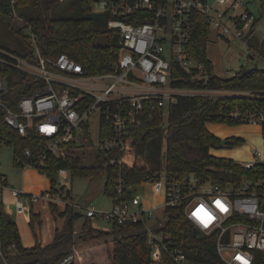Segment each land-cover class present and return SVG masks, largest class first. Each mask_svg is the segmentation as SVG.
<instances>
[{"label": "built area", "instance_id": "1", "mask_svg": "<svg viewBox=\"0 0 264 264\" xmlns=\"http://www.w3.org/2000/svg\"><path fill=\"white\" fill-rule=\"evenodd\" d=\"M9 15L16 20L24 48L8 49L0 46V66L24 73L36 80L31 94L14 100L8 80L0 73V113L6 125L23 138L38 137L34 147H27L20 155L13 154V162L20 168L40 170L47 156L72 160L93 152L106 155V166L134 162L130 129L140 126L144 118L157 113L166 119L169 106L179 95L227 94L245 98L246 103L235 104L225 114L234 123L258 125L262 134V149L253 150L249 162L234 161L235 166H222L215 175L200 178L193 173L178 174L162 167L151 173L149 192L160 196V204L177 207L204 236L212 238L216 256L223 264H264V89H188L174 85L179 77L173 68L186 71L191 80L207 82L204 64L190 53L192 14L206 17L210 30L218 37L245 38L252 29L254 17L248 8L239 14L231 11L245 5L243 0H94L97 12L109 15L107 27L116 31L122 52L112 70L90 74L80 62L66 53L45 56L39 35L29 21L16 9V0H6ZM235 70L231 76L239 74ZM92 102L82 104L83 98ZM153 113V114H152ZM99 115L98 143L91 144L88 128L92 116ZM110 122V135L99 139L101 119ZM10 144V137L0 138V147ZM84 163H86L84 161ZM213 168V167H211ZM69 170L60 167L56 186L39 193H26L7 186L0 174V207L3 191L14 198L16 213L26 212V206L36 202L66 206V183ZM144 185V184H143ZM139 186L127 185L117 171L114 190L118 199L110 210H96L84 206L85 217L101 216L109 224L141 222L148 233L152 259L157 262L161 250L166 249L162 235L156 237L150 222L152 205L146 208L145 199L134 195ZM66 194V195H65ZM124 195V196H123ZM123 196V197H122ZM26 197L28 203H23ZM14 245L7 247L12 251ZM167 250V249H166ZM174 264H192L181 249L167 250ZM68 253L52 264H71ZM0 264H10L0 242ZM35 264V263H24Z\"/></svg>", "mask_w": 264, "mask_h": 264}, {"label": "trees", "instance_id": "2", "mask_svg": "<svg viewBox=\"0 0 264 264\" xmlns=\"http://www.w3.org/2000/svg\"><path fill=\"white\" fill-rule=\"evenodd\" d=\"M258 1L261 16L264 18V0ZM93 4L94 0H16V9L39 35L45 56L66 53L80 62L90 74H101L112 70V65L123 48L116 31L107 27L108 13L95 11ZM9 9L8 2L0 0V19L9 16ZM256 22L257 19L254 18L252 27ZM15 31L20 34L19 29ZM209 31L206 17L200 13L192 14L190 53L204 64L208 74L207 82L191 80L186 71L174 67V76L179 77L174 85L188 89L221 91L264 89V67H258L244 77L239 76L243 68L239 74L230 77H220L214 73L213 64L206 55ZM244 41L250 56L264 62V37L258 39L255 34H248ZM0 73L8 80L10 93L14 97L9 101L11 107L15 106L14 100L31 94L39 83L22 72L4 66H0ZM92 101L90 97L83 98L82 104L85 106ZM246 101L245 98L227 94L179 95L169 106L166 119L152 113L153 119L146 116L140 126L131 127L134 154L131 167L126 165L104 167L107 158L118 157L119 152H109L106 155L93 152L92 160L88 163H84L82 157L68 161L49 154L45 166L39 172L49 178L50 188L54 191L60 167H66L72 178L92 177L101 171L105 174L103 192L112 198L113 202L118 199L114 190L117 171L125 179L126 184L132 186L147 183L148 176L162 167L180 175L193 173L200 178L213 177L217 168L233 167L235 164L230 158L212 155L210 150L242 144L243 139L228 137L230 143L221 145V138L209 131L207 123L234 124L225 113L235 104H243ZM109 124V121L101 119L99 139L110 135ZM3 136L10 137L9 145L13 147V154L20 156L25 148L34 147L39 139L36 136L28 139L19 136L13 128L6 125L3 114L0 113V138ZM70 195L68 197H71ZM49 209L54 216L65 218L63 226L56 229L53 241L42 247L33 231L39 214L31 210L29 224L35 243L31 247H25L21 243L16 222L8 216L4 206L0 207L1 248L7 254L10 264H52L71 252L74 256L71 264H174L167 252L170 249H181L192 264H223L218 256L208 250L213 239L206 236L195 238L191 223L177 207H165L164 222L157 228H152L153 232L161 233L167 249L161 250V257L157 262L152 259L148 233L141 222H128L122 225L111 223L110 231L104 232L91 228L90 218L86 217L81 233L77 237L86 245L83 248L65 251L67 246L75 242L73 222L80 214L74 212L73 206L69 203L61 211L56 204H49ZM37 224L40 225V221L37 220ZM9 245H14L11 252L7 250ZM97 248H101L102 257L95 260L94 252L96 253Z\"/></svg>", "mask_w": 264, "mask_h": 264}, {"label": "rangeland", "instance_id": "3", "mask_svg": "<svg viewBox=\"0 0 264 264\" xmlns=\"http://www.w3.org/2000/svg\"><path fill=\"white\" fill-rule=\"evenodd\" d=\"M245 5H240L233 11L234 14L241 13L245 6L248 11L252 13L253 17L257 19L249 34H255L258 39L264 37V18L261 16L260 5L258 0H243ZM96 9L97 6L93 4ZM17 24L16 20L10 15L3 19H0V46L13 49L24 48L26 44L22 41L19 34L16 33ZM206 55L213 64L214 73L220 77H230L231 73L235 70H241L253 65L256 61L259 68L264 67L262 60L250 56V51L245 45L243 38L230 37L225 39L218 37V33L215 30H210L208 35V41L206 46ZM242 69V70H243ZM99 115L94 114L92 116L93 123L88 128L91 144L96 146L98 143V123ZM207 128L210 132L223 139L228 137H238L243 139L242 144L231 145L221 148H212L211 154L218 157L230 158L238 162H249L252 160L253 150L262 149V134L258 125L248 123H222V122H209ZM222 145V143H221ZM86 163L91 162L92 156L87 155L82 158ZM0 172L7 178V186H12L17 190H23L26 193L35 192L39 193L41 190L47 189V176L32 168H27L26 171L20 170L13 163V147L11 145H3L0 147ZM68 180L71 182L66 183V188L71 190V197L66 194L65 201L69 205L73 206L74 212L80 214L79 217L74 219L73 231L75 232V242L67 246L65 251L76 250L83 248L86 244H82V240H78L77 237L81 233V227L86 220L84 206H92L96 210H110L113 206L112 198L104 194L103 187L105 183V174L98 171L92 177L74 176L73 178L68 174ZM24 184L27 186L22 189ZM43 188V189H42ZM149 184L139 186L134 195L143 197L146 201V208L156 205L153 210V220L150 222L152 228L160 226L165 219L163 215V206L160 204V196L152 197L149 190ZM29 191V192H28ZM3 203L7 212L11 211L12 219H15L20 235L21 243L24 246L34 245L35 237L33 231L36 234L37 242L42 244H49L51 236L53 234L55 224L61 225L62 219L59 216H55L50 212L48 206H43L40 211L41 216V229L39 225L34 223L33 231L31 230L29 219H25L23 216L15 214L13 209L14 198L11 197L7 189L3 191ZM23 203H28L26 197H21ZM39 207L40 203H34ZM60 209H64V206L60 205ZM56 218V219H54ZM90 227L99 231H110L111 224L108 223L101 216H94L90 218ZM156 237H160L161 233H155ZM82 244V245H81ZM103 248V247H101ZM101 248L95 249L94 259H101ZM82 254H84L82 252ZM85 258L86 255H83Z\"/></svg>", "mask_w": 264, "mask_h": 264}, {"label": "crops", "instance_id": "4", "mask_svg": "<svg viewBox=\"0 0 264 264\" xmlns=\"http://www.w3.org/2000/svg\"><path fill=\"white\" fill-rule=\"evenodd\" d=\"M14 163V162H13ZM15 165V164H14ZM16 166V165H15ZM17 168H19L20 170H22L23 171V173H24V171H26V169L27 168H25V169H23V168H20V167H17ZM32 169H34V168H32ZM34 170H36V169H34ZM38 171V170H37ZM0 174H2L1 172H0ZM3 175V177L6 179L7 177L4 175V174H2ZM47 178V177H46ZM7 181V180H6ZM46 184H47V189H44V190H48L49 188H50V180H49V178H47V181H46ZM23 187H22V189H25V187H27L25 184H24V181H23ZM10 187H12V186H10ZM43 189V188H42ZM26 190V189H25ZM44 190H41V191H44ZM21 191H23V190H21ZM40 191V192H41ZM29 192V191H28ZM29 193H35V192H29ZM12 197V196H11ZM38 203H40V205H39V207L37 206V205H35V204H32V205H27L26 207V212L25 213H23V214H18V213H16V211H15V209H14V204H13V209H14V212H15V214H17V215H19V216H23V217H25V219H29V213H30V211L32 210V212H34L35 214H39V218H37L36 219V221H35V223L37 224V220L38 221H40V223H41V216H40V211L41 210H43L42 209V207L43 206H48L49 207V204H47V203H44V202H41V201H39ZM145 203H146V201H145ZM3 205H4V203H3ZM4 210H5V206H4ZM11 211H8L7 210V212H6V210H5V212L8 214V216L10 217V218H12V216H11V212H12V209H10ZM50 210V209H49ZM59 210L61 211L62 209H60V206H59ZM55 217V216H54ZM60 217V216H59ZM61 219H62V224L61 225H57V224H55V226H54V230H53V234H52V236H51V239H50V243L53 241V239H54V236H55V231H56V229L57 228H61L62 226H63V224H64V220H65V218L64 217H60ZM54 219H56V218H54ZM14 221H15V219H13ZM16 222V221H15ZM17 224V223H16ZM39 228L41 229V224L39 225ZM49 243V244H50ZM40 244V243H39ZM41 245V244H40ZM46 245H48V244H42L41 246L43 247V246H46ZM32 245H30V246H25V247H31Z\"/></svg>", "mask_w": 264, "mask_h": 264}, {"label": "water", "instance_id": "5", "mask_svg": "<svg viewBox=\"0 0 264 264\" xmlns=\"http://www.w3.org/2000/svg\"><path fill=\"white\" fill-rule=\"evenodd\" d=\"M251 58L253 59L254 57L251 56ZM257 68H258V64H257L256 61H254V62H253V65L250 66V67L244 68V69L240 72V75H239V76H240V77H244L245 75H247L248 73H250V72L253 71V70H256ZM221 143H222V145H225V144L230 143V141H229L228 139H223V140L221 141ZM69 195H70V190L67 189V196H69ZM192 234H193V236H194L195 238H197V239H200V238L202 237L201 232H200L198 229H196V228H192ZM208 250H209L212 254H214V255L216 254L214 244L209 245Z\"/></svg>", "mask_w": 264, "mask_h": 264}, {"label": "flooded vegetation", "instance_id": "6", "mask_svg": "<svg viewBox=\"0 0 264 264\" xmlns=\"http://www.w3.org/2000/svg\"><path fill=\"white\" fill-rule=\"evenodd\" d=\"M201 234H202V233H201ZM203 236H204V235L202 234V237H201V238H203Z\"/></svg>", "mask_w": 264, "mask_h": 264}]
</instances>
